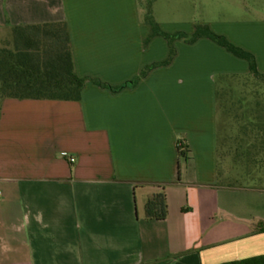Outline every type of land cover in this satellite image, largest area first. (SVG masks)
<instances>
[{
  "label": "crops",
  "instance_id": "1",
  "mask_svg": "<svg viewBox=\"0 0 264 264\" xmlns=\"http://www.w3.org/2000/svg\"><path fill=\"white\" fill-rule=\"evenodd\" d=\"M53 22L68 26L76 74L115 90L86 82L79 101H0V264L264 256V185L230 181L219 160L215 75L248 74L247 63L179 40L168 66L135 82L168 56L161 37L144 46L137 0H0V47L15 26ZM219 55L236 66L220 70ZM249 170L236 179L259 180ZM161 189L167 216L148 220Z\"/></svg>",
  "mask_w": 264,
  "mask_h": 264
},
{
  "label": "rangeland",
  "instance_id": "2",
  "mask_svg": "<svg viewBox=\"0 0 264 264\" xmlns=\"http://www.w3.org/2000/svg\"><path fill=\"white\" fill-rule=\"evenodd\" d=\"M147 1L137 0L142 21ZM152 13L166 33L190 35L197 25H207L214 33L252 53L258 65L264 63V0H155ZM8 46L13 48V38ZM218 61L220 70L236 66L221 55ZM215 82L220 166L226 164L232 182L264 185V139L255 127L259 121L264 122V81L248 74H219L215 75ZM250 166L256 168L259 180L256 176L236 179L239 174H250Z\"/></svg>",
  "mask_w": 264,
  "mask_h": 264
},
{
  "label": "trees",
  "instance_id": "3",
  "mask_svg": "<svg viewBox=\"0 0 264 264\" xmlns=\"http://www.w3.org/2000/svg\"><path fill=\"white\" fill-rule=\"evenodd\" d=\"M145 5L143 22L149 27L144 46L155 37H161L168 46V56L161 62L145 66L139 74L144 78L152 69L168 66L175 56L174 42L182 40L193 44L206 39L248 65V76L264 81V73L257 69L255 56L245 49L234 45L225 36L214 33L207 25H197L192 34L183 32L166 33L155 21L152 4ZM13 48L8 43L0 47V101L18 100H56L79 101L86 82L103 89H112L98 79L79 77L75 72L73 52L68 26L65 22H53L35 25H20L12 28ZM259 124V125H258ZM257 134L264 139V122L258 123ZM179 159H187L181 147L178 148ZM148 220L162 221L167 216L166 195L161 189L151 195L144 207ZM255 233H264V223H258ZM222 264H264V256L232 261Z\"/></svg>",
  "mask_w": 264,
  "mask_h": 264
},
{
  "label": "built area",
  "instance_id": "4",
  "mask_svg": "<svg viewBox=\"0 0 264 264\" xmlns=\"http://www.w3.org/2000/svg\"><path fill=\"white\" fill-rule=\"evenodd\" d=\"M70 162H73V159H70Z\"/></svg>",
  "mask_w": 264,
  "mask_h": 264
}]
</instances>
